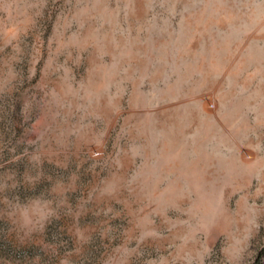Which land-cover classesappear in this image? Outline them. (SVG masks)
<instances>
[{"label":"rangeland","instance_id":"rangeland-1","mask_svg":"<svg viewBox=\"0 0 264 264\" xmlns=\"http://www.w3.org/2000/svg\"><path fill=\"white\" fill-rule=\"evenodd\" d=\"M0 264H264V0H0Z\"/></svg>","mask_w":264,"mask_h":264}]
</instances>
